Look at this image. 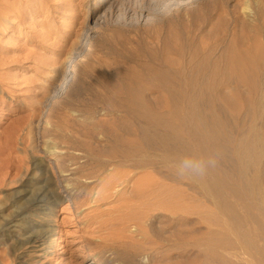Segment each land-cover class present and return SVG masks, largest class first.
<instances>
[{
  "label": "rangeland",
  "instance_id": "374dc122",
  "mask_svg": "<svg viewBox=\"0 0 264 264\" xmlns=\"http://www.w3.org/2000/svg\"><path fill=\"white\" fill-rule=\"evenodd\" d=\"M66 1L0 0V264L119 259L122 248L110 244L107 234L84 232L95 205L78 209L79 201L95 198L92 188L113 166L132 170L134 178L150 170L176 188V214H148L158 243L154 251L137 252L135 263L264 264V0H170L180 11L184 6L194 12L190 30L197 35L223 12L225 34L213 35L209 48L221 41L228 51L232 46L255 51L250 57L197 52L171 78L161 76L171 88L158 86L161 78L140 66L166 56L155 49L152 29L128 39L129 33L114 25L118 12L105 15L115 0L92 20L88 14L98 0H82L74 25ZM39 5L49 12L34 14ZM4 14L9 22L1 20ZM101 17L106 25L101 19L99 28ZM238 19L247 26L242 29ZM47 32L59 39L44 42ZM191 43L198 51V43ZM129 69L137 75H126ZM63 149L70 152L57 153ZM212 154L217 166L195 181L178 179L163 163ZM41 161L58 169L78 164L77 175L57 187L71 184L75 200L65 194L50 220L63 232L57 248L41 258L21 249L16 254L25 256L13 259L12 245L42 217L30 215L38 188L19 183ZM92 175L94 183L81 182ZM19 190L23 193L17 195ZM124 190L130 193L131 186Z\"/></svg>",
  "mask_w": 264,
  "mask_h": 264
},
{
  "label": "bare ground",
  "instance_id": "6f19581e",
  "mask_svg": "<svg viewBox=\"0 0 264 264\" xmlns=\"http://www.w3.org/2000/svg\"><path fill=\"white\" fill-rule=\"evenodd\" d=\"M16 1L19 3L20 0H16ZM108 1L109 0H98L97 4H94L92 11H90V14H88L89 19L90 20L94 19L96 17L97 12L105 5V3L107 4ZM169 1L170 0H115L112 4L109 5L105 14L106 17H108L109 15H112L115 11L118 12V15L114 18V25L118 26L120 30L128 32L129 33L128 39L139 38L145 32L150 33L149 29L153 30L152 34L150 35L151 41H153L155 49L157 51L164 50L166 56L162 58L160 61L152 60L151 64L144 63V64H140V66L145 70H153L154 75L161 78V81L158 82L157 84L158 86L164 88L173 87L171 81L167 79H163L161 76L171 78L175 73L179 71V68L181 66H184L183 64H185L186 58L191 57L193 54L197 52H201L206 55L210 53H214V54L219 53L222 55L233 54L234 56L231 55V57H250L251 55L255 54L254 49L250 47H242L238 49L232 46L231 49L228 51L222 45L221 41L219 42L221 46L218 44L217 47L212 46L213 48L212 47L209 48V44H210L209 42L213 35L217 34L221 38V36L223 37L225 34L226 26H225V20L223 19L222 11L221 14L218 13L217 14L218 16L216 15L217 23H212L213 21H210L207 24L206 23L203 24L202 27L200 28V32H198L199 35H197L195 34L194 31L190 30V27L192 25L191 20L195 15L194 12L189 10V8L187 9L184 8V6L182 7L183 9L180 11L178 9L179 6L177 4L169 5L168 4ZM84 4L82 0L66 1V5L64 6V9L66 8L68 9L66 11L69 12L71 11L72 15L70 18L68 17V19L71 21L73 20V22L75 20L74 25L77 23L78 18L75 15L76 18L75 19L73 15L77 14L79 9L84 7ZM5 7L7 8V6ZM9 7L10 6H8V9ZM14 8L16 7H13V9ZM48 12H49L48 8H42L39 5V7H37L36 11H34L33 13L36 15L37 14L43 15L44 13H48ZM147 16H151L152 19L147 18ZM245 16L247 17V19L254 18V16L251 15V13H245ZM20 18L21 17H19V19ZM101 19H103V17L97 18L96 20L97 23L96 25L99 28H100L99 23ZM1 20L3 22H7L8 18H6V15L4 14L1 17ZM102 23L103 25H106V19H103ZM236 24H238L242 29L247 26V22H245V20L243 19H238ZM135 28H138V30L136 31L141 33L132 32L135 31ZM55 35L56 33L54 34L51 32H47L44 42H49V41L52 42L59 39L54 37ZM193 40H195L198 43V47L196 46L198 51L195 50L194 47H192L191 41L193 42ZM60 42L61 44L65 43L66 38L60 39ZM216 42L214 44H216ZM234 68L238 69L240 67L235 63ZM164 73L166 74L164 75ZM125 74L136 76L137 75L136 69H129L128 71H125ZM130 84L131 83H129V85ZM68 151H64L63 149V151L61 150L60 152L57 153L63 154ZM54 154L55 152L52 151L51 155ZM75 155H78L81 158L83 157L82 154H75ZM15 165L16 167L18 166L17 164ZM54 165H56L57 167L56 161H54ZM77 165L73 164L70 167H63L61 169H58L55 167L54 168L51 167V165L45 161H41L40 163H33L31 165V172L33 173L30 178H27V176L31 174L28 173L27 176L24 174L25 179L20 180L19 182L20 186L26 187L28 184V187L31 188V191L38 188L37 189L38 198L41 197L40 199L38 198L35 199L33 203H31L30 206L33 209L30 215L32 217H36L37 215H42V217L37 216L38 218L37 217L36 218L38 219V221L34 225H30L29 223L30 227L28 233H26V235L24 236H21L20 237L21 239L19 240L16 239L17 240L15 242L16 245L11 244L12 245L11 256L13 259L14 257L15 259H18V256L22 255V254L20 255L16 254V252L21 249L25 250V251L23 250L24 253L30 250L32 254L36 255V257L41 258L48 256L49 249L58 247V243L60 241L59 240L60 235L63 232L59 230L58 227L51 226L50 220L54 218L55 211L58 205L65 198L64 195L65 194L69 195L71 199L75 200L74 196L77 192V189H74L71 186V184L68 183H65L64 188L62 187L63 190L57 191V187L59 186L58 185L59 182L64 183L70 180L69 177L73 176L78 170ZM113 167L114 168L111 169L109 168V170H107L108 171L107 174L104 175L103 180L99 181L100 183H98V186L96 185L97 187L93 186L94 188H92L91 191L95 192L94 195L95 198L91 199L90 201L87 198H84L82 201H79L78 209H83L85 207H88L90 203L95 205L91 210L93 214L91 216H87L83 222L84 232L90 236L94 233L98 234V232L107 234L109 236L110 244L114 243L119 248H122L121 250L124 253L121 252V256L119 259L117 258L112 261L98 260L96 261V263L94 262L90 264H137L135 263V260H133V257L137 254V252L154 251L158 243L157 240L154 239L153 231L148 227L147 224L148 214L151 212H163V213H167L169 216L173 218V216L176 214L178 210L177 206L179 207V205H177L178 200L176 199V188L173 184L165 183V182L164 184L161 181L157 180L155 178L154 172H148L150 170H147L148 173L145 172L146 174L141 173L139 178L137 177L138 175L137 176L135 175L137 178L136 177L134 178L132 174V170L130 171V169H128L129 170L128 171L126 168L125 170L124 168H118L115 166ZM142 174L147 178V180L146 178H144ZM81 179H82L81 182H83L84 185L85 183L86 184L94 183L93 175L92 177L84 176V178ZM127 186H131L130 193H126L124 190V188H126ZM21 190L17 192V195L23 193ZM29 191L30 189H28V192ZM2 211L1 213H3ZM84 211L85 210H83V213ZM2 221L4 222L3 227L4 226L6 227L7 220L2 219ZM22 221L25 220L22 219L21 222ZM8 225L10 226V224ZM26 225L27 224H25V226ZM51 237L53 239L49 243L50 241L49 239H51ZM1 241L6 243V238L5 239L2 238ZM24 256L25 255H22L21 257ZM84 261L85 260H83L82 262ZM22 262L23 260H21L20 264H22ZM35 262L38 263L40 261L38 260L37 262L36 260Z\"/></svg>",
  "mask_w": 264,
  "mask_h": 264
},
{
  "label": "clouds",
  "instance_id": "9594fccd",
  "mask_svg": "<svg viewBox=\"0 0 264 264\" xmlns=\"http://www.w3.org/2000/svg\"><path fill=\"white\" fill-rule=\"evenodd\" d=\"M165 167L171 169L180 180H200L206 177L211 168L218 164L216 155L208 156H184L179 160L164 158Z\"/></svg>",
  "mask_w": 264,
  "mask_h": 264
}]
</instances>
